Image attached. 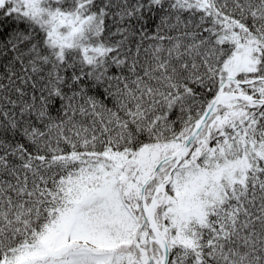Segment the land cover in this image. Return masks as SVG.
Returning <instances> with one entry per match:
<instances>
[{
	"label": "snow or ice",
	"instance_id": "1",
	"mask_svg": "<svg viewBox=\"0 0 264 264\" xmlns=\"http://www.w3.org/2000/svg\"><path fill=\"white\" fill-rule=\"evenodd\" d=\"M0 264H264V0H0Z\"/></svg>",
	"mask_w": 264,
	"mask_h": 264
}]
</instances>
